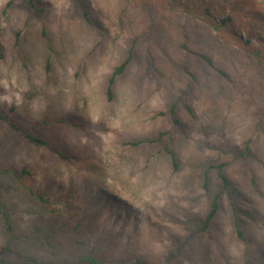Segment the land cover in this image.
<instances>
[{"label": "rangeland", "instance_id": "rangeland-1", "mask_svg": "<svg viewBox=\"0 0 264 264\" xmlns=\"http://www.w3.org/2000/svg\"><path fill=\"white\" fill-rule=\"evenodd\" d=\"M32 2L0 0V259L264 264V0Z\"/></svg>", "mask_w": 264, "mask_h": 264}, {"label": "trees", "instance_id": "trees-1", "mask_svg": "<svg viewBox=\"0 0 264 264\" xmlns=\"http://www.w3.org/2000/svg\"><path fill=\"white\" fill-rule=\"evenodd\" d=\"M28 2L30 3L31 6L34 5V3L32 2V0H28ZM205 14H208V11L207 9H205ZM230 21L229 18H222L221 20H219V22L221 23V26H225V25H228L227 23ZM19 33L20 31L16 32V36H15V44H17L19 42ZM229 33L234 37V38H237L242 44H248L250 48L254 49V54L257 56L259 55V49L257 46H254L252 44L249 43V40H245V42L243 43L241 40H240V37L236 36V34L231 30L229 29ZM132 50L130 49L128 51V54L112 69L109 77H108V84H107V89H106V93L109 97V99L111 98V95H112V86L114 84V81L116 79V77L121 74L125 68L127 67V65L129 64V61H130V58H131V55H132ZM3 55V47L0 43V57ZM202 58H204L207 63L211 64L212 65V62L211 60L207 57V56H204V55H201ZM163 114V113H162ZM168 114H169V118H170V121L172 122V124L174 126H180L181 122H180V119L179 117L177 116V113H176V104L173 103L169 110H168ZM14 125V124H13ZM15 126V125H14ZM23 137L30 143V144H33V145H36V146H40V147H46L48 149H50L51 151L59 154V156L61 158H65L64 155H62L61 153H59L56 149L52 148L49 143L47 142L46 139H44L43 137L41 136H38V135H34V134H31V133H24L23 134ZM135 143H138V142H135ZM246 149L248 150V146L246 145ZM168 153L172 159V162L173 164L176 166V156L174 154L173 151H169L168 150ZM243 152H241L242 154ZM225 165V163H220L216 166V168L218 169V175L222 181V185L225 189L228 188V185L230 184L229 180L227 179V177L224 175L223 173V166ZM208 170H206L207 172ZM28 173V170L26 168H23L22 171L20 172V175L19 177L25 175ZM206 177L207 175H205V181H204V186L207 187V182H206ZM29 192V196L38 200L40 203H46L48 202V198L45 197L44 195L42 194H36L34 193L33 191H28ZM104 197V199L102 198V205H104L105 202V199H108V200H113L114 203H117L118 200H116V198H113L114 196H111L110 192H107V191H102L100 190L98 192V199L100 200L101 197ZM220 208V205H219V193H215L211 200H210V203H209V207H208V210L202 220V223L201 225L199 226V229L200 231H204L205 229L208 228L209 224L213 221V219L215 218L218 210ZM0 211L2 212V215H3V219H4V222L6 223V229H7V232L10 233L11 232V227H10V224H9V221H8V214L6 212V209L4 208V206L0 203ZM122 211V210H120ZM119 211V212H120ZM125 211V209H124ZM10 235V234H9ZM8 242L9 241H6V247H8ZM8 252L11 251L10 248H5ZM22 256V254H21ZM25 257V256H24ZM85 260L87 261V264H99L100 261H98L97 259H95L93 257V255H88L87 257H84ZM24 260H28V257H25ZM84 260V259H83ZM0 264H6V261L1 258L0 259Z\"/></svg>", "mask_w": 264, "mask_h": 264}]
</instances>
